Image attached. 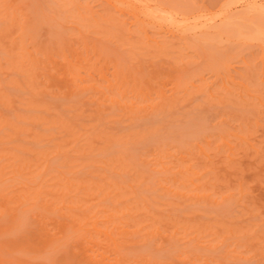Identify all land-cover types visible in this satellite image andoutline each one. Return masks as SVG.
<instances>
[{"label": "rangeland", "instance_id": "obj_1", "mask_svg": "<svg viewBox=\"0 0 264 264\" xmlns=\"http://www.w3.org/2000/svg\"><path fill=\"white\" fill-rule=\"evenodd\" d=\"M0 264H264V0H0Z\"/></svg>", "mask_w": 264, "mask_h": 264}, {"label": "bare ground", "instance_id": "obj_2", "mask_svg": "<svg viewBox=\"0 0 264 264\" xmlns=\"http://www.w3.org/2000/svg\"><path fill=\"white\" fill-rule=\"evenodd\" d=\"M209 57H210V56H209ZM213 57H215V56H213ZM215 59H216V58H215ZM219 59H220V58H219V56H218V60H219ZM209 63H210V62H209ZM209 63H208V64H209ZM206 64H207V63H206ZM212 64H213V63H212ZM212 64H211V65H212ZM209 66H210V65H209ZM173 67H174V66H173ZM174 68H175V67H174ZM170 69H171V68H170ZM175 69H176V68H175ZM183 70H184V69H183ZM183 70H182V71H183ZM172 72H173V71H172ZM166 73H167V72H166ZM166 73H165V75H166ZM169 73H170V71L168 72V74H169ZM170 74H172V73H170ZM155 78H156V77H155ZM162 82H163V81H162ZM177 82H178V81H177ZM177 82H176V83H177ZM159 95L161 96L162 94L160 93ZM162 97H163V95H162L160 98H162ZM191 97H192V96H191ZM206 97H207V96H206ZM182 98H184V97H182ZM194 98H195V97L193 96V99H194ZM208 98H209V97H208ZM211 99H212V98H211ZM204 100H206V98H205ZM162 102H163V101H162ZM164 103H165V102H164ZM160 104H161V103H160ZM169 104H170V103H169ZM262 104H263V103H262ZM157 106H158V104H157ZM168 106H169V105H168ZM170 107H171V106H170ZM161 108H162V107H161ZM161 108H160V109H161ZM164 109H166V108H164ZM228 112H229V111H228ZM248 130H249V129H248Z\"/></svg>", "mask_w": 264, "mask_h": 264}]
</instances>
